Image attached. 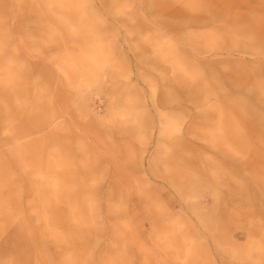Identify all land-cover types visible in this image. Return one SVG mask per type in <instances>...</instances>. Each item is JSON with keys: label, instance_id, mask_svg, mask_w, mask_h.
Listing matches in <instances>:
<instances>
[{"label": "rangeland", "instance_id": "obj_1", "mask_svg": "<svg viewBox=\"0 0 264 264\" xmlns=\"http://www.w3.org/2000/svg\"><path fill=\"white\" fill-rule=\"evenodd\" d=\"M7 1L0 127L34 133L36 153L65 140L73 263L264 264V0H117L82 22L34 5L39 28L17 34L3 4H26ZM145 212L156 224L143 233Z\"/></svg>", "mask_w": 264, "mask_h": 264}, {"label": "bare ground", "instance_id": "obj_2", "mask_svg": "<svg viewBox=\"0 0 264 264\" xmlns=\"http://www.w3.org/2000/svg\"><path fill=\"white\" fill-rule=\"evenodd\" d=\"M86 1L88 8L85 12L82 10L81 0H23L24 5L26 4L24 10L23 8L8 7L9 3L3 4L5 6L4 13L8 10V15H5L7 30L17 34L24 30L26 25L29 32L38 29L39 27L36 28L35 25L38 14L32 8L34 5L41 8L44 18L49 21L56 19L53 13L46 10L47 5L61 4L64 6L62 8L68 6L67 9L71 11L70 17L82 22V17L78 13H83L84 16L86 13L87 15H96L99 9L117 2V0ZM28 7L31 9V18H26L30 12V10L25 12ZM166 32L173 35L180 34V31L176 29L166 28ZM3 45L5 42L3 43L0 35V85L5 81V76L8 75L7 69H9L5 64ZM262 104L264 105V103ZM49 128L48 122L41 125V131H47ZM9 132V130L6 132L4 128L0 127V264H74L73 260L68 257L66 248V235L69 226L68 210L71 201L78 204L80 197H71V193L75 194V190H71L69 186L70 175L67 169L69 156L65 140L62 139L61 143L58 142L57 145H52L36 153L31 150L35 140H30V137L34 133L16 129L13 131L14 133L7 136ZM49 132H44V136L48 135L46 138H52ZM2 134H5L6 137H2ZM86 187L88 188V186ZM147 192L153 194V191L147 190ZM169 195L170 192L165 191V197ZM134 199L133 197L128 202L127 215L136 221L139 218L140 205ZM21 201H23V206L28 208L29 214L35 213L37 216H44V219L40 218L44 222V230L34 228L28 223L29 220L19 221L21 219L18 217L24 213L19 208ZM166 206L169 209H175L178 204L172 198H168ZM144 210L143 207V212ZM108 211L111 212V209ZM168 212L167 217L173 220L175 214L170 210ZM143 214L145 221L141 231L144 233L156 223H151L150 220L153 216L150 213ZM149 221L150 224H148ZM51 227L53 230L50 229ZM38 233L44 245L40 246L37 242ZM231 236L233 237V234ZM234 239L232 245L238 247L240 245L238 235H234ZM247 239L249 240L248 237ZM55 243L57 244L56 248L52 246ZM45 252H49L50 257L46 258ZM86 263L128 264L127 261L116 262L100 255L89 259ZM142 263L146 262H139V264ZM133 264L135 263L133 262Z\"/></svg>", "mask_w": 264, "mask_h": 264}]
</instances>
